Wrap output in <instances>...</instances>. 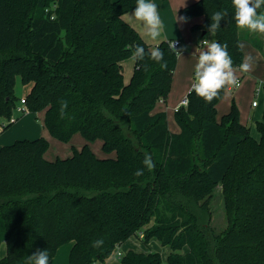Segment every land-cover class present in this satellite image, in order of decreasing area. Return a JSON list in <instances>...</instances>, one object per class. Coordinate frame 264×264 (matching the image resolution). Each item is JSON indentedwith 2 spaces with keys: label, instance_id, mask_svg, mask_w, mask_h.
I'll return each instance as SVG.
<instances>
[{
  "label": "trees",
  "instance_id": "16d2710c",
  "mask_svg": "<svg viewBox=\"0 0 264 264\" xmlns=\"http://www.w3.org/2000/svg\"><path fill=\"white\" fill-rule=\"evenodd\" d=\"M135 6L136 0H0V122L16 107L19 77L32 83L28 110L44 112L52 136L69 141L80 132L115 152L100 157L85 144L48 160L44 136L3 145L0 244L7 252L0 264H28L37 250H48L50 261L72 241L70 264H105L139 232L145 242L157 237L171 247L166 264H264V114L257 139L235 101L217 120L225 90L211 103L191 90L188 105L175 112L181 131H170L167 113L152 112L167 99L177 66L170 41L158 43L166 69L146 55L124 79L122 61L135 46L146 53L154 47L124 18ZM223 10L228 15L215 37L227 44L233 66L243 62L242 39L264 55V34L237 28L231 0H197L181 12L187 20L203 16L193 29L206 33L210 16ZM146 153L152 170L143 164ZM218 187L227 220L221 232L212 209ZM121 261L164 264L152 250L130 249Z\"/></svg>",
  "mask_w": 264,
  "mask_h": 264
},
{
  "label": "crops",
  "instance_id": "0c3cea01",
  "mask_svg": "<svg viewBox=\"0 0 264 264\" xmlns=\"http://www.w3.org/2000/svg\"><path fill=\"white\" fill-rule=\"evenodd\" d=\"M197 0H151L152 3L157 4L161 20L163 22L164 28H163V33L162 36L160 37L159 41H152L148 39L143 32L142 27L138 22H136L133 18H130V14L134 10H130L124 14V18L131 23L137 30L138 32L142 35V37L146 40L147 43H149L152 46H156L158 43H160L163 40H168V41H173V40H178L179 45L177 49L179 50L181 47H183V43L185 44V38L190 37L191 40V48L190 50L188 49L187 51H184L182 53V57L185 55H190L196 50L198 46L194 45L196 43V38L199 43L201 42L200 40H203L202 38L209 32L206 31V33L202 30H195L193 29V25L196 23H201L203 21V16L199 17H194L192 19L187 20V22H181L179 19L176 20V17H183L182 15V8L193 4ZM195 18H198L199 21L195 20ZM194 21V22H193ZM169 32H171L169 34ZM214 39L216 40L215 35L210 37V41ZM241 42L244 44V57L246 55H251L254 58V63L252 66V70L250 72L244 73V72H237V77L239 79V86L235 88H228L225 90L222 98L218 101L216 105L217 109V120L220 121L221 117L227 113L233 101L236 102L240 109V121L249 126L251 129V134L259 139L260 138V132L257 128V123L263 121V114H264V55L262 52L251 42H249L247 39H242ZM187 47V44L184 45V47ZM181 59L178 58L177 66L173 74V79H172V84H171V89L168 94V97L165 101H158L154 109L152 110L153 113L156 112H166L167 117H168V124H169V129L172 132H180L181 127L180 125L176 122L175 119V107L179 105L181 102L182 98L187 96L188 93L191 91V84L193 82L194 78V66L197 62V56L193 55L191 56L188 66L185 69H181ZM123 68L126 69L127 71V79L124 75V79L126 82H129L131 79V76L133 74L134 68L136 61H134L131 57L128 59H125L122 61ZM179 74L180 76H183L184 79L181 80L178 77V80L176 81V76ZM32 88V83H29ZM30 88V90H31ZM256 97L258 98L257 105H253V101L256 100ZM36 114H42L43 119H44V112H38ZM2 121V120H1ZM4 122V121H2ZM8 128L0 129V148L3 145L6 144H11L17 139H23V138H37L39 136H44L48 140L52 141L55 138L54 136L51 135L49 130L46 128L45 129H34L33 127H30L29 129L23 128L25 131H30L31 133L23 134L20 136H14V135H5L7 133ZM21 130V127L20 129ZM29 135V136H25ZM52 136V137H50ZM49 141V142H50ZM79 141V137H78ZM82 144L80 147L75 148L80 150L85 144H89V142L92 141H87L84 137L80 141ZM56 144L60 147V144L56 142ZM91 147V146H90ZM98 150L96 149V146L91 147L94 149V152L100 156V157H105L108 155H113L114 152L108 154L105 152H100V148L97 145ZM73 148V152L74 149ZM99 151V152H98ZM72 153V152H71ZM45 157L48 160H52L51 156L45 152ZM72 154H67V156H71ZM58 158V157H57ZM64 158V157H61ZM55 160V159H54ZM5 243V242H4ZM6 245V243H5ZM73 246V241L68 242L66 244L61 245L57 252L56 255L49 261V264H70V252ZM7 252V245L5 247L4 252L0 255V258L5 256ZM127 251H124V253ZM114 254V253H113ZM112 254V256H113ZM108 258V262L106 261L105 264H112V259ZM167 263V262H166ZM164 263V264H166ZM97 264V263H96ZM123 264V263H122Z\"/></svg>",
  "mask_w": 264,
  "mask_h": 264
},
{
  "label": "clouds",
  "instance_id": "9594fccd",
  "mask_svg": "<svg viewBox=\"0 0 264 264\" xmlns=\"http://www.w3.org/2000/svg\"><path fill=\"white\" fill-rule=\"evenodd\" d=\"M231 2L234 8L235 24L238 29L264 34V12L258 11L264 6V0H231ZM227 15V11L223 10L216 11L210 16L211 23L207 27L212 36L215 35L220 28L221 21ZM130 18L140 24L144 35L148 39L159 41L164 25L157 4L152 3L151 0H136V6L130 14ZM177 19L181 22H187L186 17H176ZM169 47L177 58H183L182 53L187 51L186 46L178 50L175 40L169 43ZM237 47L242 51L244 44L238 42ZM227 48V44H221L214 39L211 41L204 39L191 54V56H197L191 89L196 96L207 103H211L213 99L218 98L222 91L239 86L238 71L247 73L252 70L254 58L251 55H246L237 68L233 66V60ZM146 55H149L151 60L159 63L162 70L167 68V62L164 61V53L158 44L152 47L150 53H146L144 47L136 45L131 58L134 61H143ZM66 107L67 102L61 101V115L64 114ZM143 164L149 170L155 167L151 156L147 153ZM135 175H143V170H137ZM102 244L103 240H97L94 242L93 247L98 248ZM28 264H49L48 250H37L28 257Z\"/></svg>",
  "mask_w": 264,
  "mask_h": 264
},
{
  "label": "rangeland",
  "instance_id": "374dc122",
  "mask_svg": "<svg viewBox=\"0 0 264 264\" xmlns=\"http://www.w3.org/2000/svg\"><path fill=\"white\" fill-rule=\"evenodd\" d=\"M195 20L199 21L198 18H195L194 21ZM170 33L171 32H169V34ZM210 37H211V34L208 32L202 39L203 40L208 39L210 41ZM185 40L186 41H185V44L183 43V47H184V45L187 44V50L188 49L190 50V48L192 46V44H191L192 39L190 37H187V38H185ZM195 40H196V43H194V45L199 46L200 43H199V41H197V38ZM200 41H202V40H200ZM183 47H181V48H183ZM190 58H191L190 55H185L181 59V67H182L181 69H185L188 66V62H189ZM123 72H124V75L127 79L128 73H127L126 69L123 68ZM178 77H179V74H177V76H176V81L178 80ZM179 79L183 80L184 77L180 76ZM30 88H31V85H29V83L25 84L22 82V80L19 77L17 78V83H16L17 104H16V107L14 108L13 114H12V117L15 121L7 129L8 131L5 132V133H7L5 135L20 136L23 134L31 133L30 131L23 130V128L29 129L30 127H33L35 130L40 129V128L45 129V124H44V119H43L42 114L39 115V114L30 112V111L23 114L18 109V107L20 105V99L27 96V94L30 92ZM257 99L258 98L256 97V100ZM12 117H10V120L12 119ZM10 120L2 119V121H4L5 123L8 121H9L8 123H11ZM2 121L0 122V124L2 123ZM4 122H3V124H4ZM8 123H6V125H8ZM20 127H21V130H19ZM1 128H2V126H1ZM25 136H29V135H25ZM50 137H52V136H50ZM78 137H79V141H78ZM53 139L54 140H52V141L49 140L50 145H49V148L46 150L47 154L49 156H51V158H53L52 160L56 159L57 157H65V156H67V154H73L74 153L73 148H75V147L78 148L81 146L82 143L80 141H81V139H83V135L80 132L74 133V135L72 136V138L69 141H62V140H59L57 138H53ZM56 142H58L60 144V146L63 148H60L56 144ZM89 143H90L91 147L96 146L97 150H98V147H97V145H98L100 148V152L103 151L101 139L98 138V139H96L92 142H89ZM113 155H115V152L113 153ZM48 159H50V158H48ZM214 195L215 196H214L213 208H212L214 211V224L216 227L218 226L216 228V230L218 232H221L227 225L226 215H225V211H224V207H223V199H222V195H221V187H218L215 190ZM143 236L144 235L141 232H139L137 235H133V236L129 237L122 244H120L115 249V252H114L113 256L111 257L112 259H110V260H112V264H122L121 257L126 253V252L124 253V251H128L130 249L135 250L137 252H145V253L149 252L150 250L158 251V252H160V254L162 256L163 262L166 263L167 257L171 252V247L169 245L162 244V242L157 237H152L148 242H145ZM5 247H6V245L4 242L0 244V255L4 252ZM117 251H120L122 253V256H119Z\"/></svg>",
  "mask_w": 264,
  "mask_h": 264
},
{
  "label": "built area",
  "instance_id": "2783aa9c",
  "mask_svg": "<svg viewBox=\"0 0 264 264\" xmlns=\"http://www.w3.org/2000/svg\"><path fill=\"white\" fill-rule=\"evenodd\" d=\"M174 41V40H173ZM175 42H176V48L178 47V45H179V41L178 40H175ZM192 90V89H191ZM188 97L187 96H185V97H183L182 98V100H181V102L179 103V105H177L176 107H175V112L181 107V106H187L188 105ZM257 103H258V101L257 100H254L253 101V105H257ZM18 109L24 114V113H26V112H28L29 110H28V107H27V101H26V97H23V98H21L20 99V105H19V107H18ZM12 117V116H11ZM10 120V119H9ZM15 120L13 119V117H12V119L10 120V122H14ZM9 122V121H8ZM8 122H6V123H8ZM6 123L4 122V124H3V122L0 124V129L2 130V129H4L5 127V125H6ZM3 124V125H2ZM1 126H2V128H1ZM117 248V247H116ZM115 252V251H114ZM117 253H118V255L119 256H122V253L120 252V251H117Z\"/></svg>",
  "mask_w": 264,
  "mask_h": 264
}]
</instances>
